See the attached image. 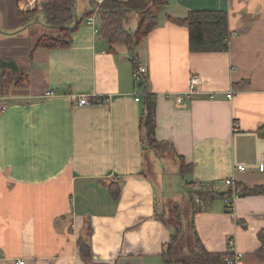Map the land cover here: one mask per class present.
I'll return each instance as SVG.
<instances>
[{
    "label": "crops",
    "instance_id": "0c3cea01",
    "mask_svg": "<svg viewBox=\"0 0 264 264\" xmlns=\"http://www.w3.org/2000/svg\"><path fill=\"white\" fill-rule=\"evenodd\" d=\"M102 1L76 0L75 13ZM24 2L0 0V59L18 65L15 74L0 69V264H180L162 257L172 229L161 215L179 203L180 181L187 193L225 194L227 178L242 189L264 185V0H165L135 49L148 70L143 86L126 47L110 52L97 20L84 19L68 48L32 51L46 25ZM196 11L226 13L228 51L190 52L187 27L173 20ZM192 74L201 89L178 105L173 96ZM146 92L156 97L154 138L169 149L162 154L142 140ZM79 96L90 104L77 106ZM181 161L191 166L183 174ZM192 224L209 253H231L232 239L238 264H264V195H242L232 213L209 202ZM79 239L90 258L80 257Z\"/></svg>",
    "mask_w": 264,
    "mask_h": 264
},
{
    "label": "trees",
    "instance_id": "16d2710c",
    "mask_svg": "<svg viewBox=\"0 0 264 264\" xmlns=\"http://www.w3.org/2000/svg\"><path fill=\"white\" fill-rule=\"evenodd\" d=\"M164 3L165 0H127L126 2L103 0L100 4H97L94 8L98 9L96 13V20L99 24L98 32L107 41L110 52L114 53L112 49L114 46H125L129 59L131 63H133V68H135L137 65L135 60V49L139 45L141 39L157 26L158 10ZM75 4L76 0H44L39 10L34 9L30 12L36 14L40 13L46 27L56 31L55 35L40 37L32 46V51L39 48L48 50L64 49L70 46L72 34L78 29L84 19L93 14L92 10L84 16L78 17L75 13ZM131 13L135 14L137 17V25L134 30L124 27ZM173 22L187 27L190 52L216 53L228 51L231 34L228 30V19L225 12H189L184 19L173 20ZM15 83H17V81ZM144 83L145 82L139 83V86H143ZM240 86H242V84L234 87L237 88ZM1 88L2 85H0V94ZM155 102V95L148 92L144 94V111L140 119V129L142 131L144 146L152 150H155L154 148L159 145L154 138ZM257 133L258 136L264 138V127L260 128ZM190 167L191 166L184 165L181 161V174L188 171ZM193 188L196 189L197 187L194 186ZM197 190L201 189L198 188ZM194 192L195 191H191L185 195V199L188 200L189 207L192 210L190 225L194 244L190 248L187 246L188 250L185 253L178 254L176 245L177 243L179 244L182 237L180 235L179 238V230L177 228L174 229L170 235L169 243L162 253L164 262L180 264H226L223 261V257L226 254L209 253L204 248L194 232L192 220L193 216L201 212L206 207L207 203L215 200H223L227 192L225 194H215L214 192L204 190L202 191L204 197L203 199L200 198V204L198 205H195L192 199H190ZM249 194L264 195V185L251 189L244 188L243 195ZM118 195L119 189L117 188L116 192H112L113 200H117ZM180 205L179 203L175 204L172 210V215L176 217V219H179ZM226 213H228V211H226ZM258 239L260 242L264 243V230L258 232ZM77 247L82 259L90 258V247L86 240L79 239L77 241Z\"/></svg>",
    "mask_w": 264,
    "mask_h": 264
},
{
    "label": "built area",
    "instance_id": "2783aa9c",
    "mask_svg": "<svg viewBox=\"0 0 264 264\" xmlns=\"http://www.w3.org/2000/svg\"><path fill=\"white\" fill-rule=\"evenodd\" d=\"M44 0H25L24 3L21 4L20 8L23 9H40L41 5L43 3ZM100 4V3H98ZM97 8H93V14L86 18L85 23L91 26L95 27V22H96V13H97ZM98 29L96 28L95 31H97ZM132 79L134 81V83L137 85L139 83H143L147 77H148V70L147 67L141 64H137L135 66V68L132 69ZM202 79L199 75L197 74H192L189 78V82H188V87L187 90L182 93V94H176L173 96V100L174 102H176V104L181 105L183 102H186L188 100H190L191 96L195 93H197L202 86ZM231 92L227 95V98L230 99L231 98ZM52 96L51 92H46L44 94V97L48 98ZM170 98H172V95H168ZM135 101H139L138 98L135 99ZM90 104V100L88 96H79L76 99V105L77 106H86ZM5 111V105L0 101V117L1 115L4 113ZM244 170L243 166H237L236 167V171L241 172ZM258 172L260 173H264V163H261L258 165L257 167ZM224 186L227 188V193L225 194L223 201L225 210L228 211V213H232L233 212V206L234 203L241 198V196L243 195V189L240 186H237L234 184V182L232 181V179L227 178L224 180ZM228 247L230 248V250L232 251L231 253L226 254L223 257V261L226 264H238V262L242 259V253L237 252L234 250V241L232 239L228 240ZM18 264H23V262H19Z\"/></svg>",
    "mask_w": 264,
    "mask_h": 264
},
{
    "label": "rangeland",
    "instance_id": "374dc122",
    "mask_svg": "<svg viewBox=\"0 0 264 264\" xmlns=\"http://www.w3.org/2000/svg\"><path fill=\"white\" fill-rule=\"evenodd\" d=\"M162 8H163V5L161 7H159V10L158 11L162 10ZM156 11H157V8H156ZM31 14H32L31 17H32V20L33 21H37V18H35V17H38V21L40 23L44 24L43 18H42V16H41L40 13H37V14L36 13H31ZM136 24H137V17H136L135 14L131 13L128 16V20L125 23L124 27L126 29L134 30L136 28ZM45 28H46L47 35H55L56 34V31L55 30H52V29H50L48 27H45ZM10 73L12 74L11 71H10ZM154 149H155V151H157L160 154L165 153L166 151L169 150L164 145H160V144L157 145ZM166 168L167 169H170V166H166ZM178 180H180V178ZM155 181H156V187L159 188L160 185L158 183V180L155 179ZM180 183H182L181 187H183L184 183L181 182V181H180ZM181 187L178 186L177 189H176L177 194L179 193L178 195H180L179 198L177 197V199L180 200L179 201V204H181L180 205L181 206V209H180V213H179V219H176V217H173V215H172V210H173L174 205H175L173 203L167 204L165 210H163L161 212V215L164 217L165 222L168 223V225L172 228V232L176 228L180 232L179 238H180V235H181L182 239L179 242V244L177 243V245H176V247H177L176 249H177L178 254L185 253L188 250V247L187 246H189V248H190L194 244L193 243V236H192V232H191V225H190V221H191V217H192V210L189 207L188 200L185 199L186 198L185 195H186L187 191L186 190H183L181 192H178V191H180ZM197 189L198 188L191 189V191H195L192 194V196L190 197V199H192V201L194 202L195 205L196 204L197 205L200 204V198L203 199V197H204L203 196V192H202L204 190L203 189L197 190Z\"/></svg>",
    "mask_w": 264,
    "mask_h": 264
},
{
    "label": "water",
    "instance_id": "95a60500",
    "mask_svg": "<svg viewBox=\"0 0 264 264\" xmlns=\"http://www.w3.org/2000/svg\"><path fill=\"white\" fill-rule=\"evenodd\" d=\"M0 69L10 70L13 74L18 70V65L14 61H5L0 59Z\"/></svg>",
    "mask_w": 264,
    "mask_h": 264
}]
</instances>
